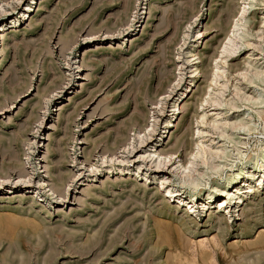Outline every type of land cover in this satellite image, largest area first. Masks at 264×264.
<instances>
[{"label":"rangeland","instance_id":"rangeland-1","mask_svg":"<svg viewBox=\"0 0 264 264\" xmlns=\"http://www.w3.org/2000/svg\"><path fill=\"white\" fill-rule=\"evenodd\" d=\"M260 98L264 0H0V264H264Z\"/></svg>","mask_w":264,"mask_h":264},{"label":"bare ground","instance_id":"bare-ground-1","mask_svg":"<svg viewBox=\"0 0 264 264\" xmlns=\"http://www.w3.org/2000/svg\"><path fill=\"white\" fill-rule=\"evenodd\" d=\"M246 1H248V0H244V2H246ZM251 6H253V5H251ZM4 32H3V38H5V33ZM263 103H264V100H262L261 98L255 102V104H263ZM59 109H61V107ZM204 116H205V114H204ZM260 116H264V113L263 114H260ZM262 169H264V163L263 164H260V167L257 168V170H260V172L263 171ZM255 173L253 171H249V170L247 171V170H245V171H243V175H242V173L241 174H238L237 177L234 178V180L232 182L229 181L225 185L226 188L222 191V193L225 194V195H230V197H232L233 196L232 195V192L233 191L237 192V194H239V196L237 197L238 198V203H241L243 205L245 203L246 199H247V198H244V196H246L247 193H256L257 192L256 189H254V188H252V186H250L251 183H252V181H250V179H253L255 177ZM240 178H243V179L247 178L249 180H246L245 182H243L244 180L243 181H239ZM242 183H243L244 186H249L252 189L251 190H244V189L240 188L239 185H242ZM230 186H233L235 188L232 187L231 189L227 190V188H230ZM170 194L172 195V193H170ZM173 195H175V196H177V195H183V193L178 192V193L173 194ZM210 198H212V196H210ZM222 201L223 200H221L220 202H222ZM229 203L230 202H228V201L222 202V207L229 208L228 207V206H230ZM240 209L238 211H240ZM210 213H212V211ZM214 217H217V216H214Z\"/></svg>","mask_w":264,"mask_h":264}]
</instances>
